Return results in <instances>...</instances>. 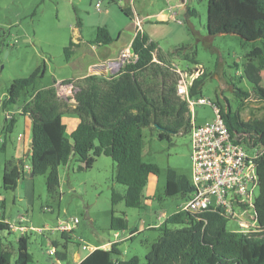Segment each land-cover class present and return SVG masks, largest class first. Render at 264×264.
Returning <instances> with one entry per match:
<instances>
[{
	"label": "rangeland",
	"instance_id": "1",
	"mask_svg": "<svg viewBox=\"0 0 264 264\" xmlns=\"http://www.w3.org/2000/svg\"><path fill=\"white\" fill-rule=\"evenodd\" d=\"M187 8L196 14L186 15ZM122 9H129L131 15H126ZM137 19L141 21L140 30L158 45L162 53H169L179 46L195 53L197 66L180 58L172 62L184 71L200 67L206 75L200 89L202 97L211 102L217 97L222 102L227 99L235 109L238 99L232 93L231 84L244 91L250 90L251 85L243 75L245 55L250 46L234 35L207 34V0H0V104L15 79L29 77L39 67L44 69V74L37 81L36 89L79 77L95 60L91 52L84 53L83 46L96 38L97 29L106 28L113 40L120 37L119 43H127L135 34ZM70 41L81 44V47H76L72 58L67 61L64 48ZM105 74L109 76L113 72L108 70ZM70 86L66 98L73 103L74 91ZM57 89L64 94L67 87L57 85ZM28 94H23L16 105L8 107V112L16 119L9 134L4 133L8 121L0 106V205H4L0 206V212L1 218L13 224L43 229L42 233L28 231L26 234L29 237L28 251L32 255L30 264H57L58 260L60 264H73V253H78L79 258L87 253L82 250L83 244L88 248L99 246L114 241L115 233L126 237L131 232H134L133 238L119 245L120 258L126 260L136 256L139 264H145L146 253L160 236L158 227L148 226L163 224L183 201L179 196L165 194L167 170L172 169L192 180L189 133L171 134L169 140H160L155 129H141L142 159L157 165L159 174L150 177L140 208L126 206V188L114 182L115 164L110 157L103 155L97 157L89 169L79 170L81 164L74 158L60 167L58 194L51 195L45 176L30 177L27 150L23 152L25 143L31 138L32 120L19 110ZM60 97L64 98V95ZM193 110L197 125L214 119L210 105L195 106ZM243 117L247 118L246 112ZM66 125L69 131L68 122ZM20 160L25 175L14 190H5L2 186L4 166ZM258 193L256 187L254 195L258 196ZM113 212L124 215L125 231L109 229ZM20 216L26 221L19 223ZM250 216L251 213H240V219L249 220ZM73 218L78 224L72 233L61 235L58 231H51L60 221ZM182 227L169 226L170 229ZM226 229L238 232V221L229 220ZM20 236L19 232L10 231L8 227L0 231V239L12 252V261ZM53 248L58 253L55 256L48 254Z\"/></svg>",
	"mask_w": 264,
	"mask_h": 264
},
{
	"label": "trees",
	"instance_id": "2",
	"mask_svg": "<svg viewBox=\"0 0 264 264\" xmlns=\"http://www.w3.org/2000/svg\"><path fill=\"white\" fill-rule=\"evenodd\" d=\"M122 11L131 15L129 9ZM195 14L194 10L186 9V15ZM206 26L209 36L234 35L250 46L243 64V75L251 85L250 90L231 84L232 93L238 99L235 109L227 99L222 102L217 97L215 104L230 135L238 143L246 149L258 145L263 148L257 159L259 193L254 202L258 231H228L229 219L220 209H208L199 214L180 210L170 214L158 227L160 236L146 253L145 264H264V0H207ZM112 42L108 30L98 28L96 38L90 43L100 46ZM74 46L70 41L64 48L67 61L72 57ZM130 47L136 61L123 64L114 74H93L61 82V85L73 86L74 103L69 102L70 98L60 97L54 85L36 89L37 81L44 74L40 67L29 77L15 79L8 88L1 105L3 110L16 105L18 99L31 90L21 106V113L32 120L31 151L27 154L29 175L45 176L51 195L58 194L60 167L74 158L81 164L79 170L89 169L95 159L103 155L115 164L114 182L126 188V206L140 208L149 176L159 174L157 165L142 159L141 129H155L160 140H169L171 134L189 133L191 113L186 101L176 94L178 77L172 60L180 58L197 66L195 53L179 46L164 54L144 32L136 33ZM205 78L202 73L193 80L190 97L200 96ZM245 112L247 118L243 117ZM64 115H75L79 119L69 136L62 122ZM6 120L4 133L9 134L16 119L11 116ZM24 175L22 160L7 164L3 170V188L14 190ZM193 190L185 176L167 170L165 194L168 197L187 200ZM170 225L183 227L170 229ZM6 227L0 221V231ZM109 229L125 231L124 215L113 212ZM121 242L110 243L108 250L94 249L78 264H139L136 256L120 258ZM28 243L27 235L17 239L12 261V252L0 239V264H30L32 255Z\"/></svg>",
	"mask_w": 264,
	"mask_h": 264
},
{
	"label": "built area",
	"instance_id": "3",
	"mask_svg": "<svg viewBox=\"0 0 264 264\" xmlns=\"http://www.w3.org/2000/svg\"><path fill=\"white\" fill-rule=\"evenodd\" d=\"M141 21H135V35L140 30ZM137 57L131 51V47L126 48L120 54L117 61L106 64L107 69L114 72L123 64L136 61ZM121 64V65H120ZM176 94L185 100L191 113V128L189 131L190 145L192 150V180L191 185L194 190L186 200L182 210L192 214H199L204 210L216 211L220 209L223 216L229 220H237L240 233H254L258 231L255 221L254 202L257 196L254 190L259 186L257 174V159L262 154L263 148L258 145L251 149H246L244 145L237 142L232 137L220 117V110L215 102H211L202 96L190 97L189 88L194 79L203 72L200 67L192 70H181L177 66ZM61 85V84H60ZM210 105L214 112V119L203 125H197L194 120L195 106ZM7 119H11L9 112L5 113ZM30 170V168H28ZM241 214L251 213L249 220L240 219ZM8 229L26 235L28 231L42 233L43 229L16 225L1 218ZM19 223L26 221L23 216L19 217ZM78 224L76 218L66 222H60L51 231L60 233H72ZM117 238L118 235L116 234ZM87 245L82 246V250H92ZM49 255H57L56 249H51Z\"/></svg>",
	"mask_w": 264,
	"mask_h": 264
},
{
	"label": "crops",
	"instance_id": "4",
	"mask_svg": "<svg viewBox=\"0 0 264 264\" xmlns=\"http://www.w3.org/2000/svg\"><path fill=\"white\" fill-rule=\"evenodd\" d=\"M134 36H135V34L129 39V41L127 42V43H119V41H120V37L117 39V40H113V42L111 43V44H109V45H100V46H98V45H92L90 42L89 43H85L84 44V46H83V50H84V53H86V52H91L92 54H94V56H95V60L94 61H92V62H90L87 66H86V69H85V72L82 74V75H80L79 77H77V78H74L73 80H78V79H81V78H84V77H86V76H89V75H93V74H95L96 72H99L100 70H97V68H96V66H100V65H106L108 62H111V61H117L118 59H119V57H120V54H121V52L123 51V50H125L126 48H128V47H130L131 46V42H132V40H133V38H134ZM75 44V43H74ZM76 47H81V44H75V46H74V49L76 48ZM74 49H73V54H74ZM72 54V55H73ZM72 58V57H71ZM70 58V59H71ZM69 59V60H70ZM119 69H117L116 71H114V72H117ZM105 71H108V69H105L104 70V75L105 76H107V74H105ZM114 72H113V74H114ZM63 82V81H62ZM60 83L61 82H59V83H55L54 84V86L56 87V89H57V85H60ZM66 87H67V89H64V94H61L60 92H59V90L57 89V93H58V95H64V98H66L67 97V95H68V93H66V92H68V91H70L71 90V86L70 85H66ZM200 96H202L201 94H200ZM71 100V99H70ZM69 100V102H71ZM73 103H74V101H73ZM0 106H1V104H0ZM22 108V107H21ZM20 112L22 111L21 109L19 110ZM18 111V112H19ZM4 112H8V108L6 109V110H4ZM213 119H209V120H206V122H211ZM62 122H63V124L65 125V127H66V134L69 136L72 132H73V130L77 127V125H78V123H79V119H78V117L77 116H75V115H64V116H62ZM66 122H68V125L70 126V130L68 131L67 130V125H66ZM205 122V123H206ZM29 149H31V140L29 139V141L27 142V143H25V145H24V147H23V152L25 151V150H27V154H29L30 152H29ZM152 175H150L149 176V178H148V181L149 180H151V177ZM154 184V183H153ZM152 184V185H153ZM183 200V199H182ZM185 202H186V200H183L182 201V203L181 204H179V209L178 210H176V211H174V212H178V211H180V210H182V208H183V206L185 205ZM4 206V205H3ZM173 212V213H174ZM172 214V213H171ZM161 216H163V214L161 215ZM169 216V215H168ZM167 216V217H168ZM166 217V218H167ZM165 218V219H166ZM165 221V220H164ZM60 222H63V221H60ZM59 222V223H60ZM58 223V224H59ZM159 226H162V224H160V225H154V226H148V228H155V227H159ZM69 232H64V233H61V235H66V234H68ZM118 235V233H115L114 234V236H113V238H114V241H112V242H115V241H125V240H131L132 238H133V236L134 235H131V233L129 234V236H126V237H120L119 235H118V237L116 238L115 237V235ZM131 238V239H130ZM112 242H106V243H104V244H102V245H99V246H95V245H92L91 247L93 248L92 250H86L87 251V253L86 254H84L82 257H80L79 258V255H78V253H73V264H78V263H80L87 255H89L94 249H96V248H102V249H106V250H108L109 249V247H110V243H112ZM85 251V250H84ZM64 258H66V256L64 255ZM131 258V257H130ZM123 260V259H122ZM58 263L57 264H60V260H58L57 261Z\"/></svg>",
	"mask_w": 264,
	"mask_h": 264
},
{
	"label": "water",
	"instance_id": "5",
	"mask_svg": "<svg viewBox=\"0 0 264 264\" xmlns=\"http://www.w3.org/2000/svg\"><path fill=\"white\" fill-rule=\"evenodd\" d=\"M121 65V64H120ZM97 70H100L98 73L103 74L104 70L107 69L106 65H100V66H96ZM31 151V149H29V152Z\"/></svg>",
	"mask_w": 264,
	"mask_h": 264
}]
</instances>
